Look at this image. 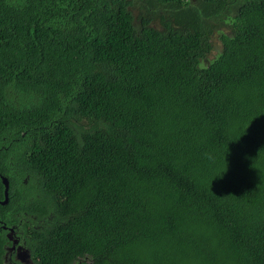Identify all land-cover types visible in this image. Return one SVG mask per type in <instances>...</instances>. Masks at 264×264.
Returning a JSON list of instances; mask_svg holds the SVG:
<instances>
[{
    "label": "trees",
    "instance_id": "1",
    "mask_svg": "<svg viewBox=\"0 0 264 264\" xmlns=\"http://www.w3.org/2000/svg\"><path fill=\"white\" fill-rule=\"evenodd\" d=\"M0 173V264H264V0H0Z\"/></svg>",
    "mask_w": 264,
    "mask_h": 264
},
{
    "label": "rangeland",
    "instance_id": "2",
    "mask_svg": "<svg viewBox=\"0 0 264 264\" xmlns=\"http://www.w3.org/2000/svg\"><path fill=\"white\" fill-rule=\"evenodd\" d=\"M82 123H84L85 125L87 124L85 121H82ZM87 127V126H86ZM1 176L7 178L5 175L1 174L0 173V178ZM8 180V178H7ZM0 182H1V179H0ZM2 184V182H1ZM8 185H9V180H8ZM3 186V184H2ZM8 191H9V187H8ZM60 192L57 193L55 195V199L60 196ZM3 195H4V186H3ZM35 198H37L38 200H46L47 197L49 196V190L48 189H45V191L43 193H40V192H37L35 191V194L33 195ZM4 199V198H3ZM2 199V200H3ZM0 200V201H2ZM87 204L89 205L88 201H87ZM15 208H17V204H15ZM19 211V210H18ZM20 215L22 217H24L26 220H29L31 223L35 224L37 223V219H35L34 217L32 216H29V215H26L25 212L24 213H21L19 212ZM7 236H8V239L12 242V247L8 246L6 247V255H5V258H4V262L3 264H8V257H9V253L15 251V258L23 263H26L27 262V259L29 258V254L27 250H21L20 248V245H19V239L15 238V234H14V230L13 228H9L8 229V233H7ZM28 255V256H26Z\"/></svg>",
    "mask_w": 264,
    "mask_h": 264
},
{
    "label": "water",
    "instance_id": "3",
    "mask_svg": "<svg viewBox=\"0 0 264 264\" xmlns=\"http://www.w3.org/2000/svg\"><path fill=\"white\" fill-rule=\"evenodd\" d=\"M1 182H2V184H3V186H4V199L2 200V201H0V205H5V204H7V202H8V187H9V185H8V180H7V178H5V177H3V176H1ZM28 254V253H27ZM26 256H28V255H26ZM29 257V256H28ZM28 261H29V258L27 259V262L26 263H23V264H27L28 263ZM21 262V261H20Z\"/></svg>",
    "mask_w": 264,
    "mask_h": 264
},
{
    "label": "flooded vegetation",
    "instance_id": "4",
    "mask_svg": "<svg viewBox=\"0 0 264 264\" xmlns=\"http://www.w3.org/2000/svg\"><path fill=\"white\" fill-rule=\"evenodd\" d=\"M9 229V228H8ZM7 232V231H6Z\"/></svg>",
    "mask_w": 264,
    "mask_h": 264
}]
</instances>
